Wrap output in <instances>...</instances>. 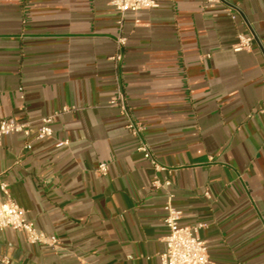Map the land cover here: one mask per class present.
Returning a JSON list of instances; mask_svg holds the SVG:
<instances>
[{
  "label": "crops",
  "instance_id": "obj_1",
  "mask_svg": "<svg viewBox=\"0 0 264 264\" xmlns=\"http://www.w3.org/2000/svg\"><path fill=\"white\" fill-rule=\"evenodd\" d=\"M156 1L121 13L109 0H0V122L31 128L3 138L1 181L58 238L0 230L1 263L162 264L170 200L183 224L204 225L215 264H264V0ZM239 33L250 50H233ZM53 113V136L35 139Z\"/></svg>",
  "mask_w": 264,
  "mask_h": 264
},
{
  "label": "built area",
  "instance_id": "obj_2",
  "mask_svg": "<svg viewBox=\"0 0 264 264\" xmlns=\"http://www.w3.org/2000/svg\"><path fill=\"white\" fill-rule=\"evenodd\" d=\"M208 5L216 3H223L229 9V4L226 0H205ZM109 4L121 13L127 11L137 12L144 9H150L158 5L156 0H109ZM126 42L125 37H120L118 40L119 46L124 45ZM254 36L252 34L245 35L238 34L237 42L233 45V50L238 52L242 50H250L253 46ZM111 59L116 63H120L122 54L120 51L115 53ZM113 106L121 108L122 113L126 117L127 129L133 135H139L141 128L132 119L130 112L126 106V101L123 93L118 91L117 95L111 100ZM264 111V102L260 107ZM57 113L48 115L42 119L34 138L37 140L47 139L54 134V120ZM23 133L30 136L31 128L27 122L18 121L14 118H8L0 122V145L5 136ZM68 144V141H59L57 146ZM138 150L142 151L146 158H149L155 167L159 168L154 160L152 153L146 143H141ZM108 166L102 163L98 167V171L105 174ZM172 185V181L166 179L165 181L156 180L154 186L168 189ZM8 185L1 181L0 175V230L10 228L15 231L23 233L27 240L31 243H47L50 245H57L58 238L56 236H47L37 230L33 221L27 219L25 210L20 207L8 194ZM6 196V199L2 198ZM171 197V195H170ZM165 217L164 221L168 227V233L164 238L165 251L160 254L162 264H215L210 258L208 245L205 240L201 239L199 235L200 229L204 226L199 225H186L182 223L183 212L174 207L169 200L164 205Z\"/></svg>",
  "mask_w": 264,
  "mask_h": 264
},
{
  "label": "water",
  "instance_id": "obj_3",
  "mask_svg": "<svg viewBox=\"0 0 264 264\" xmlns=\"http://www.w3.org/2000/svg\"><path fill=\"white\" fill-rule=\"evenodd\" d=\"M0 264H3V263L0 262Z\"/></svg>",
  "mask_w": 264,
  "mask_h": 264
}]
</instances>
